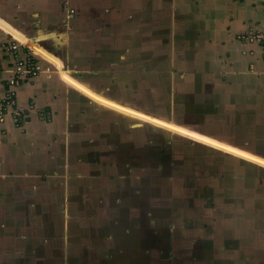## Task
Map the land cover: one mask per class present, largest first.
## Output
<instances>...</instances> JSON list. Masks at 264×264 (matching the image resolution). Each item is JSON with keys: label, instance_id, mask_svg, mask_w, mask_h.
I'll list each match as a JSON object with an SVG mask.
<instances>
[{"label": "rangeland", "instance_id": "rangeland-1", "mask_svg": "<svg viewBox=\"0 0 264 264\" xmlns=\"http://www.w3.org/2000/svg\"><path fill=\"white\" fill-rule=\"evenodd\" d=\"M168 7L159 0L151 29L144 14L137 20L141 25L122 29L118 57L113 51L91 52L87 44L70 51L75 56L66 70L108 96L104 106L78 99L85 101L86 114H74L68 136L57 137L68 145L70 173L65 177L63 166H57L61 175L45 181L46 210L39 215L45 253L32 255L30 264H97L101 255H186L189 245H198L190 239L198 236L203 221L228 216L229 208L223 207L232 197L224 193L232 186L210 176L207 164L219 152L233 155L213 135L236 141L241 135L219 129L214 112L219 92L204 82L215 69L203 63L201 52L184 50L187 36L172 30ZM77 103L74 113L82 107ZM86 121L91 137L82 131ZM190 145L194 154L187 151ZM88 151L94 162L86 160ZM252 196L246 197L251 201ZM30 214L36 219L39 213Z\"/></svg>", "mask_w": 264, "mask_h": 264}, {"label": "crops", "instance_id": "crops-1", "mask_svg": "<svg viewBox=\"0 0 264 264\" xmlns=\"http://www.w3.org/2000/svg\"><path fill=\"white\" fill-rule=\"evenodd\" d=\"M164 1L169 5L172 30H182V35L187 36L184 50L201 52L203 63L215 69L213 74L207 72L210 77L204 82L215 85L214 90L219 92V111L214 110L219 116V129L230 130L233 136L241 135L238 141L223 138L236 146L219 138L217 141L230 149L231 154L264 166V41L248 37L249 31L264 34V0ZM64 3L74 9L70 17L65 16ZM158 7L159 0H0V44L15 40L44 59H39V73L18 86V100L22 104L32 101L36 109L49 112L43 119L32 111L20 125L10 118L0 122V264H30L32 255H44L47 240L39 216L46 210L44 184L61 175L57 166H63L66 177L71 164L67 143L57 137L68 136L74 114L76 117L86 114L87 97L99 105L106 104L104 99L108 95L66 70L65 65L69 67L67 63L75 56L70 51H79L87 44L91 52L113 51L118 57L120 41L124 40L120 31L132 24L141 25L137 20L145 15L150 19L151 29L158 18ZM3 48H0V71L6 77L12 68L13 51ZM18 50L20 55L26 52L20 45ZM78 99L82 102L77 103ZM74 103L82 105L80 112H73ZM81 126L83 132H91L87 121ZM88 153H84L86 160L94 162L87 158ZM247 195H253L251 201ZM237 197L223 207L229 208L228 216L222 215L221 221L201 223L198 236L190 239L199 243L189 245L184 250L186 255H101L95 261L264 264V187L239 192ZM217 206L213 205L218 211ZM32 210L39 213L36 219L30 214ZM190 228L186 229L189 234ZM191 249L197 255H188Z\"/></svg>", "mask_w": 264, "mask_h": 264}, {"label": "built area", "instance_id": "built-area-1", "mask_svg": "<svg viewBox=\"0 0 264 264\" xmlns=\"http://www.w3.org/2000/svg\"><path fill=\"white\" fill-rule=\"evenodd\" d=\"M66 9V17L73 14L74 9L69 8L64 3ZM248 37L253 41H264V34L260 32L249 31ZM26 49L23 55H20L18 46ZM4 47V48H3ZM0 48L6 51L12 50V68L9 70L8 76H2L0 71V79L2 80L3 91L0 93V122L10 118L15 125H20L30 117V113L34 111L38 117L47 118L49 112L42 108L36 109L32 101L22 104L17 97V88L25 80L31 79L36 76L40 71L39 58L27 46L20 44L17 41H12L9 44H0Z\"/></svg>", "mask_w": 264, "mask_h": 264}, {"label": "trees", "instance_id": "trees-1", "mask_svg": "<svg viewBox=\"0 0 264 264\" xmlns=\"http://www.w3.org/2000/svg\"><path fill=\"white\" fill-rule=\"evenodd\" d=\"M221 128H224V126H222ZM224 129L223 132L230 131H225ZM230 133L232 134V132ZM188 140L187 142L190 144V141ZM190 149L191 145L187 150L191 153L192 150ZM209 149L212 150L210 146ZM192 154H194V152H192ZM198 155L200 156L199 153ZM207 156L211 157L212 155ZM207 167L208 169L212 168L211 171L213 174L209 173L210 176H215L222 181H226L229 185L232 186L230 187V189L228 188V190L224 193H229V195L232 197L231 201L234 198H238L237 194L239 192H251V189L264 187V170L260 168L261 166L259 167L258 165H253V163L249 161L246 162V159L244 158L242 159L241 157L235 155L219 152L218 159L215 162H209L207 164Z\"/></svg>", "mask_w": 264, "mask_h": 264}, {"label": "water", "instance_id": "water-1", "mask_svg": "<svg viewBox=\"0 0 264 264\" xmlns=\"http://www.w3.org/2000/svg\"><path fill=\"white\" fill-rule=\"evenodd\" d=\"M178 123H180V124H183V123H181V122H178ZM183 125H185V124H183ZM192 128V127H191ZM193 129H196V128H193ZM200 130V129H199ZM204 133H206V134H210V133H207V132H205V131H203ZM210 135H213V134H210ZM214 137H216V138H219V139H221V140H223V141H226V142H228V143H231V142H229V141H227V140H225V139H223V138H221V137H217V136H215V135H213ZM194 142H196L197 140H194V139H192ZM197 142H200V141H197ZM232 144V143H231ZM232 145H235V144H232ZM236 146V145H235ZM245 149V148H244ZM247 150V149H246ZM264 158V157H263Z\"/></svg>", "mask_w": 264, "mask_h": 264}]
</instances>
